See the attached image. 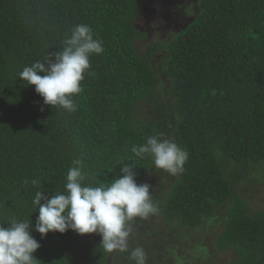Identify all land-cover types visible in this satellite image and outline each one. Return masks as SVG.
<instances>
[{"label":"trees","instance_id":"obj_1","mask_svg":"<svg viewBox=\"0 0 264 264\" xmlns=\"http://www.w3.org/2000/svg\"><path fill=\"white\" fill-rule=\"evenodd\" d=\"M176 3L186 23L139 48L147 36L134 23L136 0H0V224L31 221L41 245L35 264H133L136 247L147 264H164V254L169 264H187L178 239L152 234L151 221L158 215L178 231L195 229L224 203L215 243L233 251L226 264H264V209H251L236 187L264 184V0ZM78 24L92 28L104 51L90 56L83 91L72 97L78 107L68 112L45 105L19 72L60 51ZM159 134L188 152L183 173L131 152ZM78 158L90 173L85 185H109L122 164L134 166L138 184L150 174L159 211L132 222L128 252L105 251L95 233L35 231V194H66ZM234 171L242 173L236 182Z\"/></svg>","mask_w":264,"mask_h":264},{"label":"clouds","instance_id":"obj_2","mask_svg":"<svg viewBox=\"0 0 264 264\" xmlns=\"http://www.w3.org/2000/svg\"><path fill=\"white\" fill-rule=\"evenodd\" d=\"M104 51L103 42L95 36L87 24H78L63 41L56 53H48L43 60L26 66L19 78L27 85H35V91L43 97L45 105L74 112L77 104L73 95L83 91L81 81L91 67L90 56ZM54 57V58H53ZM163 134L148 136L146 143L133 145L131 152L143 158H153L156 169L176 176L183 173L188 152L175 142L162 139ZM67 174L65 193L50 198L38 191L32 203L38 206L35 231L45 237L49 232L61 234L68 230L78 234H98L100 244L109 253L129 251V237L136 218L147 219L157 214L158 205L153 202L151 185L138 184L134 166L122 164V175L109 185H85L87 173L82 158L73 160ZM33 180L32 184H37ZM43 201V203L41 202ZM30 220L9 218L7 226L0 224V264H35L34 253L40 248L39 241L31 234ZM133 264H147V253L136 247L129 253Z\"/></svg>","mask_w":264,"mask_h":264},{"label":"rangeland","instance_id":"obj_3","mask_svg":"<svg viewBox=\"0 0 264 264\" xmlns=\"http://www.w3.org/2000/svg\"><path fill=\"white\" fill-rule=\"evenodd\" d=\"M176 1L178 0H136L137 14L134 17V23L137 28L145 31L147 36L137 42L139 48H143L148 43H160L166 40L168 35L176 32L186 23L189 14L184 10L182 12L180 9L181 4L176 3L177 7H171V4ZM231 177L236 182L242 177V173L234 171ZM143 183L152 184L150 174H148L147 178L143 179ZM248 183V181H243L237 184L236 187L239 188L241 186L245 188L243 195L249 200L251 209H264V184L262 180H255L252 185H248ZM225 207L224 203L213 212L211 218H207V221H202L195 229L190 228L185 229V231H178L173 225L165 226L157 215L151 221L155 225L154 231L151 233L157 234L159 237L157 233L159 230L161 234L168 235L167 240L170 242L178 239V246L181 247L182 255H184L187 264H226L234 259L233 251L230 248H217L215 243V238L224 225L222 216ZM86 236L89 238L90 234H86ZM201 246H204L208 252L202 251ZM164 255L166 260L164 264L172 263V256ZM183 262L182 260L180 263ZM117 263L120 264L119 262ZM159 263L163 264L161 261Z\"/></svg>","mask_w":264,"mask_h":264}]
</instances>
